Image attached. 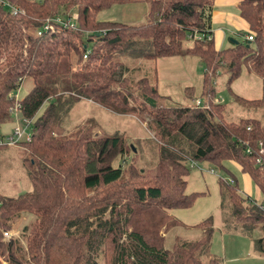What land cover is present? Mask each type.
Segmentation results:
<instances>
[{"label": "trees", "instance_id": "16d2710c", "mask_svg": "<svg viewBox=\"0 0 264 264\" xmlns=\"http://www.w3.org/2000/svg\"><path fill=\"white\" fill-rule=\"evenodd\" d=\"M3 1L0 126L21 116L16 121L26 136L31 125L28 141L17 144L26 154L31 190L0 195V264H220L204 255L214 232L212 218L188 226L170 214L191 208L203 195L185 193L193 163L226 174L229 180L216 185L231 217L264 232V151L259 154L257 147L264 144V0H238L252 40L220 50L206 40L214 0ZM134 2L147 8L140 24L97 20L102 11ZM69 14L74 29L55 27L35 36L45 20ZM195 34L201 40L189 41ZM169 57L198 59L204 107L164 106L154 69L150 79L132 78L134 62ZM242 70L260 80L259 99L231 95L229 86ZM220 76L228 103L217 94ZM24 79L31 87L16 100ZM82 100L134 117L151 136L92 134L91 118L67 130L70 112ZM234 104L253 115L227 121ZM233 165L258 190L262 211L239 194ZM20 213L34 218L23 230V242L3 240ZM175 227L191 228L199 237L176 236L166 249L164 236Z\"/></svg>", "mask_w": 264, "mask_h": 264}, {"label": "rangeland", "instance_id": "374dc122", "mask_svg": "<svg viewBox=\"0 0 264 264\" xmlns=\"http://www.w3.org/2000/svg\"><path fill=\"white\" fill-rule=\"evenodd\" d=\"M37 1V0H34ZM143 8L138 4H128L123 6H113L109 10L102 11L97 15V20L109 19L112 21L137 25L144 22ZM245 36V35H244ZM244 36L235 37L236 42H242ZM135 70L132 78L141 77L151 78L153 62L139 61L132 64ZM200 65V64H199ZM201 66V65H200ZM198 66V68L200 67ZM224 76L217 79L218 97L225 103L231 101L224 91ZM31 80L24 79L17 91L14 92L16 100H20L30 89ZM164 106H177L176 103L162 102ZM193 106V105H192ZM194 107V106H193ZM260 113V112H257ZM252 116L253 110H244L232 106L225 119L229 122H235L243 116ZM87 118H91L95 123L92 134L107 133L114 131L124 134L128 138L145 139L151 136L144 125L132 116L115 115L85 100L79 101L70 112L71 122L67 130H74L80 126ZM257 118V117H256ZM14 118L0 126V136L5 137L14 128ZM21 119V116L18 117ZM19 127H24L21 122L17 123ZM31 125L25 130V135H30ZM26 154L19 145L0 146V195L4 197H15L31 190V184L27 177V168L24 164ZM116 163L114 162L113 165ZM136 166H141L140 160ZM201 169V171L199 170ZM208 170H212L213 174ZM228 176L209 165L203 163L197 166V169H191L186 177L185 193H200L191 208L186 210H172L170 214L181 223L192 226L207 217L213 221L214 232L210 241L208 250L204 255L218 259L220 264H264V233L260 226L254 229L245 227L243 222L236 221L231 217L230 207L227 201L220 195L216 180L226 181ZM243 194V193H242ZM245 194V195H244ZM248 196L257 205L260 204V198L256 195L255 188L250 184ZM33 216L20 213L17 214L9 223L7 230L9 238L23 241V230L32 222ZM180 237L187 241L196 240L199 232L193 229H183L175 227L164 236V248L168 249L174 237ZM8 238V239H9ZM7 240V239H5ZM205 257V256H204ZM206 258V257H205Z\"/></svg>", "mask_w": 264, "mask_h": 264}, {"label": "crops", "instance_id": "0c3cea01", "mask_svg": "<svg viewBox=\"0 0 264 264\" xmlns=\"http://www.w3.org/2000/svg\"><path fill=\"white\" fill-rule=\"evenodd\" d=\"M238 2V0H214L212 3L209 27L215 50L228 48L231 45L230 40L236 41L235 37L244 36L249 32L247 23L238 14ZM129 4L141 6L143 8V17H145L147 8L144 3L134 2ZM99 21L112 20L103 19ZM199 64L200 62L195 57H169L155 60L152 69L155 71V89L158 96L163 98L164 102L176 103L177 106L193 107V103L198 101L199 107H204V101L200 96L203 68ZM198 66L200 67L198 68ZM229 90L233 97L247 101L257 100L261 94L260 80L242 70L239 77L230 84ZM17 119L18 117L15 115L13 119L15 125L17 124ZM232 169L238 181L239 194L251 201L248 196H243L244 193H248L250 190L251 183L248 177L239 174L238 169L234 165ZM227 179L229 180V178ZM255 191L258 198H260L256 188ZM253 203L257 205L256 202Z\"/></svg>", "mask_w": 264, "mask_h": 264}, {"label": "built area", "instance_id": "2783aa9c", "mask_svg": "<svg viewBox=\"0 0 264 264\" xmlns=\"http://www.w3.org/2000/svg\"><path fill=\"white\" fill-rule=\"evenodd\" d=\"M0 4L1 5H6L5 1L0 0ZM9 11L12 15H15L18 11L17 9H15L14 7H9ZM55 27H61L64 29H74L76 27L74 18L69 14V15H65V16H60V15H55L54 17L45 20L42 25L39 27V29L35 32V36L40 37L42 34L46 33V32H50L52 31L53 28ZM101 34H103V32H101ZM200 41L201 37L198 35H193L189 41ZM206 40L209 41L211 40V35H208L206 37ZM244 41H251L252 40V35L251 34H246L243 37ZM85 56H83L82 58H84ZM194 107H199V103L198 101L193 103ZM206 108V106H205ZM17 110V106L15 105L13 108L10 109L11 114H15ZM21 140L24 141H28L27 136H24V131L23 129H21L20 127H18L17 125L14 126L13 130L11 131V133L4 137L2 140H0V146H14L17 145ZM257 147H258V153H262L264 151V144H262L261 142L257 143ZM246 153H249L248 150L246 151ZM256 163H259V160L256 159L255 160ZM191 169H197V166H195V164H191L190 165ZM200 170V169H199ZM209 173L213 174L212 170L208 171ZM230 183V181H229ZM259 210H263V207L261 205L258 206ZM8 233L7 232H3L2 233V239H8Z\"/></svg>", "mask_w": 264, "mask_h": 264}, {"label": "water", "instance_id": "95a60500", "mask_svg": "<svg viewBox=\"0 0 264 264\" xmlns=\"http://www.w3.org/2000/svg\"><path fill=\"white\" fill-rule=\"evenodd\" d=\"M230 43H231V45H234V44H236L237 42L234 41V40H230Z\"/></svg>", "mask_w": 264, "mask_h": 264}]
</instances>
